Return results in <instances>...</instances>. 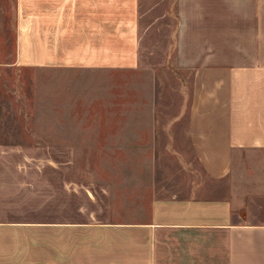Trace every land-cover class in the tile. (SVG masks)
<instances>
[{
  "label": "crops",
  "instance_id": "1",
  "mask_svg": "<svg viewBox=\"0 0 264 264\" xmlns=\"http://www.w3.org/2000/svg\"><path fill=\"white\" fill-rule=\"evenodd\" d=\"M14 23L36 110L0 113V264H264V0H15ZM168 67L192 72L186 110L125 127L154 154L115 211L73 154L115 150L84 128L110 117L68 73Z\"/></svg>",
  "mask_w": 264,
  "mask_h": 264
},
{
  "label": "rangeland",
  "instance_id": "2",
  "mask_svg": "<svg viewBox=\"0 0 264 264\" xmlns=\"http://www.w3.org/2000/svg\"><path fill=\"white\" fill-rule=\"evenodd\" d=\"M14 17L15 0H0V113L36 110L33 97L29 93L30 77L33 76V71L13 66L15 60ZM162 28L165 29L164 33L161 32L163 36L166 34L167 26L163 25ZM147 58L150 59V57ZM154 62L160 63L161 57H157ZM68 74H72L73 78L76 77L83 85L82 110L84 113L107 114L110 117L109 121L85 119V130L92 131L99 127L103 133L109 130L115 133L113 137L115 150L73 153L75 157L77 155L78 173L84 175L85 181L94 179L104 183L101 186L104 185L106 191L108 184L106 182L111 179L113 190L111 199L109 200L108 192L104 194L100 189L98 197L101 204H108L107 202L111 201L115 211H123L125 178L128 182L131 181L132 186H138L134 184V179L142 174L147 175L146 163L154 154L125 151V127L130 128L135 124V127L139 128L141 122L144 127H147L155 122L158 128L165 122L160 114L168 115L186 110L192 72L172 70V67H168V70L164 71H84ZM49 77L48 79L56 78L53 75ZM130 113L135 115L145 113L147 119L142 121L139 118L125 119L126 114ZM154 114L156 120L150 119ZM68 130L70 126L64 131ZM158 156L164 163L177 162L175 152H159ZM194 167L198 184L203 180V173L197 164ZM248 171L250 172V169ZM136 181L138 182V179ZM94 206V202L85 198L86 208L91 209Z\"/></svg>",
  "mask_w": 264,
  "mask_h": 264
}]
</instances>
